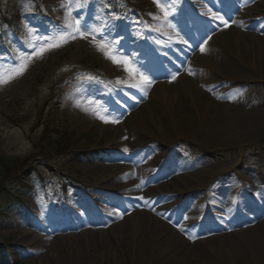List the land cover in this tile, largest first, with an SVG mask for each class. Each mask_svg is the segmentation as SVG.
<instances>
[{
	"label": "rangeland",
	"instance_id": "rangeland-1",
	"mask_svg": "<svg viewBox=\"0 0 264 264\" xmlns=\"http://www.w3.org/2000/svg\"><path fill=\"white\" fill-rule=\"evenodd\" d=\"M224 1L0 0V78L12 76L8 83H0V158L12 164L11 169L0 167V191L5 187L16 195L2 191L5 197L0 205L14 201L0 210V264H264V238L254 240L250 232L238 235L264 222V80L244 66H239L236 78L222 69L223 55L240 63L225 37L217 34L203 44L192 42L182 72L167 82L175 83L188 74L191 85L196 83L204 93L214 92L218 99L230 97L234 89L245 91L248 107H257L260 113L244 119L239 132L209 123L193 138L175 137L157 121L148 119L145 126L137 123L139 116L133 114L146 117L149 110H155L153 102L162 103L150 96L158 81L143 90L138 73L133 75L126 68L130 66L126 53L114 44L113 30L126 29L128 38H137V42L142 38L143 49L163 52L167 44L157 39L159 34L198 36L196 23L201 16L220 9ZM228 1L234 7L229 27L241 34L240 53L258 60L261 51L263 60L264 47L259 44L264 42V0ZM78 29L85 31L86 38ZM62 36L67 43L60 40ZM58 42L60 47L47 48ZM99 44L108 47L101 50ZM42 48L47 50L34 55ZM106 52L122 57L124 63L118 65L123 73L109 75L113 60ZM205 58L213 60L214 69L221 72L205 67L204 80H200L196 73ZM21 67L25 70L16 75ZM99 97L104 100L103 113L92 107ZM184 100L193 107L189 96ZM122 106L132 112L124 115ZM156 126L164 141L155 136ZM43 129L51 132L49 137H41ZM57 131L66 137L63 143ZM134 146L147 153L151 148V155L143 161V150L134 151ZM166 149L172 151L169 158L180 170L171 165L172 174L155 179L157 169L148 165L158 163ZM125 150L130 152L129 161ZM177 152L187 158L181 161ZM188 159V166L183 167ZM165 165H160L159 174L165 172ZM100 167H104V176L115 178L97 183ZM82 187L97 198V207L103 202L100 194L106 191H119L123 198L117 204L113 199L98 211L86 209L87 218L74 230L58 233L55 229L52 237L44 233L38 218L49 219L51 227H56L61 214L52 213L57 210L52 204L58 195L80 196ZM139 191L149 203L137 202ZM136 214L149 215L168 226L164 233L154 229L162 233L160 242L146 235L153 225L144 221L133 225ZM202 223L204 227L196 231ZM136 228L137 237L133 234ZM174 233L183 241L170 240ZM221 235L225 239L216 240ZM188 246H194L193 251ZM186 252L193 254L191 261Z\"/></svg>",
	"mask_w": 264,
	"mask_h": 264
},
{
	"label": "bare ground",
	"instance_id": "bare-ground-1",
	"mask_svg": "<svg viewBox=\"0 0 264 264\" xmlns=\"http://www.w3.org/2000/svg\"><path fill=\"white\" fill-rule=\"evenodd\" d=\"M142 4L145 6L149 5L147 1H143ZM230 29H232V31ZM233 29L235 28L229 27L228 29L223 30L220 34H218V37H221V36L222 38L225 37L224 42H227L230 44L229 49L231 50V52H233V54H236L238 56V60L240 63H236L234 60H232V58H229L227 55H223L225 58V66L222 67V69L230 76H234L236 78L238 77V75H235V74L237 71L240 70L239 66H244V67H247L249 71L254 73V75H258L259 79L264 80V72L262 71V67L264 66V54L262 53L263 60H261L260 54H259L261 51H259L258 56H257L258 60H257V59H249L250 55H247L245 52L240 53L239 41H241L240 39L241 34L239 30L234 31ZM259 45H260V48H263L264 42L260 43ZM213 62H214L213 60H209L205 58V60L202 62V64L204 65H202L200 72H198L197 70L198 74L196 73V78L200 80H204L203 78L205 77V74H204L205 67H206V70L212 69L215 72H221L220 70L216 71L214 69ZM111 64L113 67L109 66L107 69V72L109 73V75L113 76L115 75L114 74L115 72L123 73L122 67L120 66L121 64L118 65L119 63L115 64V62L114 63L112 62ZM181 77H182L181 79L180 77L178 78V80L180 79V82L178 80L175 83L165 82V83L157 84L154 87L150 96L154 97L155 101L157 99L158 101H161L162 103L157 102V101L153 102L152 106L155 108V110L153 109L154 112L149 110L148 116L146 117L142 118L140 116L141 113L139 112L133 114L134 116H137V115L139 116V121L137 122L138 124L145 126L144 125L145 122L149 119L151 120V122H154L155 124L157 122H159L160 125L163 124L166 127V130L168 131L172 130L173 131L172 135H174L175 137H182V136L187 135L193 138L195 133H197L198 131L200 132V130H202L209 123H210V126L214 128L220 127L223 130H229V131H231V129H234L236 130V132H239L244 127L243 125L245 124L243 121L244 119H248L250 117L253 118L260 113V110L257 107H248V103H249L247 101L248 96L245 95V91H243L242 93L241 92L239 93L238 89H234L230 92L231 93L230 97H227V98L223 97L221 99H218L214 96V94H211L214 92L204 93V92H201V90L199 89L198 85H196V83L195 85H191L193 80H192V77L189 76L188 74H186V76L185 74H183V76ZM177 82H179L180 84L182 83V84L181 85L178 84L179 86H177L176 84ZM187 96L190 97V99L192 100V103L194 104L192 107L193 110L192 108H189V105L184 100L186 99ZM151 97L148 100V102L151 100ZM147 104H145L144 107L148 108ZM85 109L87 110V108ZM148 109H152V108H148ZM176 115H178V118L176 117ZM227 117H229L228 122H222ZM110 126L109 124L106 125L107 128ZM117 135L115 138H118ZM156 135H157V138H160L161 141H164L162 137V133H160V129L158 127H157V130L155 131V136ZM139 139H143V138H139ZM119 140H122V139H119ZM165 154L168 155V154H173V153L171 150L170 151L166 150ZM177 156L181 161L187 158V157H184V155L180 154L179 152H177ZM188 164H189V159L187 161L182 162L183 167L184 166L187 167ZM100 168L101 169L96 170L98 174V176H96L97 183H109L110 179L112 180L115 178L111 174L104 176L105 174V172L103 171L104 167H100ZM192 177L193 176L191 175L187 176V178H192ZM254 219L255 218L253 217V221ZM133 221H134L133 225H136V226L142 225L143 221H144V224L153 225L151 226L152 230L150 229L151 228L150 227L148 231H146V235L149 234L157 242L158 241L160 242L162 240L161 234L169 230L166 224L158 220L156 221L153 220L151 216L149 215L148 216L144 215L143 217H140L138 214H136V216L133 217ZM260 223L261 224L253 225L252 227H254V229L250 227L246 231L239 232V233L234 232V233L235 234L238 233L239 236H243L241 234L250 232L254 236V240L264 238V222H260ZM111 228H113V226ZM154 229L155 230L161 229L162 233H155ZM259 230L261 231V233H263L262 235L258 232ZM133 234H135L136 237L137 235H140V233L137 232V228L135 229ZM223 237L225 236L221 235L215 238H217L216 240H218L219 238L225 239ZM173 239H175L176 241H183V239L178 238L177 234L175 233L172 234L170 238V240H173ZM210 240L211 239L202 241L201 244L208 242ZM59 244H62V243H59ZM155 244L152 246V249L156 248ZM180 246H181V249L184 248V245H180ZM188 247H190L191 251H193L194 246L192 247L188 246ZM181 249L179 248V252H181ZM184 249L188 251V249L186 248ZM174 254L177 255L178 250H175ZM186 254L190 255L189 258H187L188 261H191L194 258L193 254H189L187 252ZM186 254L183 255L184 258Z\"/></svg>",
	"mask_w": 264,
	"mask_h": 264
},
{
	"label": "snow or ice",
	"instance_id": "snow-or-ice-1",
	"mask_svg": "<svg viewBox=\"0 0 264 264\" xmlns=\"http://www.w3.org/2000/svg\"><path fill=\"white\" fill-rule=\"evenodd\" d=\"M76 23L79 24V20H77ZM223 23H224L225 26H227L229 22L227 20H223ZM78 31L80 32V36L82 38H86L85 31H81L79 29H78ZM71 38L75 39L76 37L72 36ZM60 40L62 42H64V43H67V37H65V36L60 37ZM60 46H61V44L58 42V43H55V44H49L47 46V48L50 49V48H55V47H60ZM98 47L101 50H104L108 46H107V44H99ZM45 50H47V49L42 48L38 52H35L34 55H42ZM201 50L203 51V49H201ZM105 54L107 56H109V58H111L113 60V62H115V63H121L122 62V61L118 60L115 56H113L110 52H106ZM24 70H25L24 67H21V68L15 70V74L16 75H20V74L23 73ZM10 79H12V76H8L7 78H0V83H8ZM173 79H175V77H173ZM145 81H146V83H151V81H148L147 78H145ZM100 119H105V118L103 116H101ZM105 122H107V121H105ZM113 122H117V121H113ZM125 151H127V150H125Z\"/></svg>",
	"mask_w": 264,
	"mask_h": 264
},
{
	"label": "trees",
	"instance_id": "trees-1",
	"mask_svg": "<svg viewBox=\"0 0 264 264\" xmlns=\"http://www.w3.org/2000/svg\"><path fill=\"white\" fill-rule=\"evenodd\" d=\"M56 133H58V131L56 132ZM51 134V132H49V131H44L43 132V137L45 138V137H49V135ZM58 138L59 139H61V143H63V140H64V138H66L65 136H63V135H61V134H59L58 133ZM56 143H58V142H56ZM65 143V142H64ZM11 166H12V164H11V162H6L4 159H2V158H0V167H1V169L2 168H8V169H11ZM3 189V188H2ZM1 192V191H0ZM1 195H0V198H2V192L0 193Z\"/></svg>",
	"mask_w": 264,
	"mask_h": 264
}]
</instances>
